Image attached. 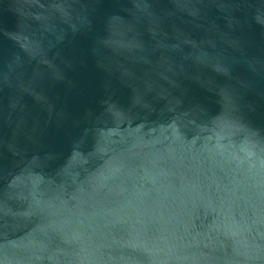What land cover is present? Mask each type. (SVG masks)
Instances as JSON below:
<instances>
[{"label":"water","instance_id":"obj_1","mask_svg":"<svg viewBox=\"0 0 264 264\" xmlns=\"http://www.w3.org/2000/svg\"><path fill=\"white\" fill-rule=\"evenodd\" d=\"M0 264H264V0H0Z\"/></svg>","mask_w":264,"mask_h":264}]
</instances>
